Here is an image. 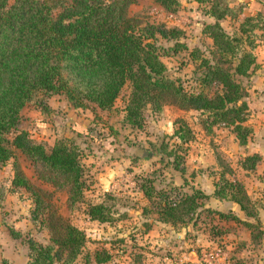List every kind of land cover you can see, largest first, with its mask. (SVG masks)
<instances>
[{
  "label": "trees",
  "instance_id": "trees-1",
  "mask_svg": "<svg viewBox=\"0 0 264 264\" xmlns=\"http://www.w3.org/2000/svg\"><path fill=\"white\" fill-rule=\"evenodd\" d=\"M153 1L168 11H175L180 3ZM191 1L212 18L201 28L210 46L206 50L197 45L189 48L191 76L179 77L161 60L164 51L157 37L172 40L169 48L176 50L184 46L178 39L181 29L141 22L128 15V5L134 0H0V165L13 158L9 183L28 192L31 222L39 221L48 231L44 243L24 237V264H71L80 254L84 262L104 264L112 260V253L105 245L82 253L86 241L83 229L57 211L50 190L29 181L14 158L16 149L31 162L42 181L53 188L65 187L67 205L80 203L88 219L111 224L124 215H113L114 201L106 200L112 198L108 194L96 200L83 198L92 180L86 176L78 144L60 138L45 147L17 127L26 103L33 102L40 111H46L47 98L61 94L73 107L88 108L93 114L110 113L126 86L118 109L123 124L139 127L145 107L154 111L162 104H172L196 111V122L204 133L210 134L221 125L238 145L246 144L252 128L245 122L249 109L247 88L241 79L256 66V29L264 24V11L253 10L237 20L242 7L231 6L228 0ZM225 18L236 21L230 32L221 24ZM186 81L190 82L184 84ZM173 124V143L168 147V142L161 141L159 150L171 156V169L181 172V154L195 137L183 118H176ZM259 158L257 152L247 153L238 165L250 172ZM216 159L224 169L216 176L210 193L191 184L183 190L184 183L157 187L152 177H141L138 188L145 199L142 212L155 214V220L172 226H187L189 222L195 224L204 210L217 218V225L212 223L209 228L211 238L224 231L220 221L232 220L249 230L251 242H261L264 229L258 204L242 181L225 175L231 167L218 155ZM209 197L234 203L237 209L202 206V200Z\"/></svg>",
  "mask_w": 264,
  "mask_h": 264
},
{
  "label": "rangeland",
  "instance_id": "rangeland-1",
  "mask_svg": "<svg viewBox=\"0 0 264 264\" xmlns=\"http://www.w3.org/2000/svg\"><path fill=\"white\" fill-rule=\"evenodd\" d=\"M228 1L231 6L242 7V13L237 20L253 10L264 11V0ZM127 13L141 22L181 29L182 33L178 39L184 46L176 50L169 48L172 40L157 37V43L164 51L160 58L170 73L179 77L191 76L193 67L187 51L195 45L205 50L210 46V39L201 32V28L203 23L212 20L211 17L205 15L191 0H180L175 11L165 10L153 0H134L128 5ZM235 23V20L229 18L221 21L228 32ZM256 35L257 45L254 49L256 66L248 77L241 79L247 88L245 99L249 109L245 122L252 128V133L244 145H238L228 129L221 125L215 126L210 134L204 133L196 122V111L183 110L172 104H162L154 111L145 107L142 124L139 127L123 124L118 109L127 93L126 86L121 89L110 113L97 111L93 114L88 108L73 107L63 95L53 94L47 98L46 111H40L33 102L23 105L17 127L24 129L30 139L43 143L45 147H49L60 138L70 139L78 144L86 176L92 180V185L84 191L83 198L96 200L97 197L102 198L108 194L112 198L106 200L113 199L112 209L115 216L123 213V207L139 208L141 203L137 199L140 191L138 183L143 176L152 177L157 187L184 183L183 190H188L191 184L210 193L216 176L224 169L217 161L216 155L231 167L232 171L225 172V175L242 181L261 211L264 208V24L261 29H256ZM188 82L190 81L184 84ZM178 117L189 124L195 137L188 143V149L180 153L182 155L180 165L183 167L181 172L171 169L169 164L171 156L159 150L161 141L168 142V147L173 143L171 132L173 122ZM253 152H257L260 158L255 169L246 172L238 165V160L245 154ZM14 158L31 183L51 191V200L57 211L83 229L86 241L82 253L91 252L95 247L105 245L111 250L112 260L104 264H117L116 259L121 258L125 252L122 249L124 247L122 242L116 241L117 238L131 237L130 232H126L124 236L117 232L120 233L121 225L127 226L128 220L119 222L113 219V223L107 228L102 225L99 232L94 233L93 226L83 217L79 208L81 204L67 205L65 187L53 188L49 183L42 181L37 177L31 162L17 149ZM12 161L13 158H9L0 165V264H24L27 252L24 237L29 236L42 243L48 240L47 228L39 221L31 222L29 218L32 203L28 192L22 187L13 188L9 183L12 176ZM108 173H111L109 178ZM202 206L227 209L230 205L228 201L209 197L202 200ZM260 221V226L264 227V219L260 218ZM117 222L121 225L119 226ZM212 223H216L213 225L218 223L215 214L203 210L195 224L191 222L187 224L189 228L186 237L177 240L175 245L199 248L196 246L199 244L200 248L209 250L212 245L221 244L222 239L218 238L219 235H216L212 242L204 241L211 234L209 228ZM180 227L186 228L179 224L169 229L177 232ZM10 229L19 234H12ZM174 232L170 233L169 238L175 236ZM71 264L93 263L84 262L80 254Z\"/></svg>",
  "mask_w": 264,
  "mask_h": 264
},
{
  "label": "crops",
  "instance_id": "crops-1",
  "mask_svg": "<svg viewBox=\"0 0 264 264\" xmlns=\"http://www.w3.org/2000/svg\"><path fill=\"white\" fill-rule=\"evenodd\" d=\"M205 193H209V191ZM137 199L141 203L139 208L123 207L124 215L117 219L119 222L128 220L127 226H123L117 222L119 226L121 225V231L120 233L117 232V234L124 236L126 232H130L131 235L130 239L126 236L121 240L122 246H124L122 249L125 252L119 258L120 260L116 259L117 264H203V260L207 254L217 255L219 259H225L229 264H264V237L259 243L251 242L249 230L241 224L232 220L226 222L220 221L224 228V231L218 236V238L222 239L220 241L221 244H214L209 250L200 248L199 244H196L199 248H192L189 245H186V247H182L183 245L176 246L177 240L180 241V238L186 237L189 225L186 228L183 227V233H180L182 227H180L179 231L174 232L173 229H169L172 228L170 224L155 220V214H144L142 212L141 206L144 205L145 199L140 191ZM228 203L230 205L228 207L233 210L237 209L234 203ZM82 214L85 221L93 226L92 229H95L94 233H98L102 225L106 226V228L110 225L105 222L90 220L83 212ZM259 217L264 219V208L259 211ZM144 223H148L149 227L145 228ZM262 228L264 229V227ZM172 232H174L175 236L169 238ZM133 235L136 237H132ZM205 240L212 242L214 238L208 235ZM217 249L219 251L216 254Z\"/></svg>",
  "mask_w": 264,
  "mask_h": 264
},
{
  "label": "built area",
  "instance_id": "built-area-1",
  "mask_svg": "<svg viewBox=\"0 0 264 264\" xmlns=\"http://www.w3.org/2000/svg\"><path fill=\"white\" fill-rule=\"evenodd\" d=\"M218 249L216 250V254L218 253ZM203 264H229L225 259H219L217 255L207 254L203 260Z\"/></svg>",
  "mask_w": 264,
  "mask_h": 264
},
{
  "label": "water",
  "instance_id": "water-1",
  "mask_svg": "<svg viewBox=\"0 0 264 264\" xmlns=\"http://www.w3.org/2000/svg\"><path fill=\"white\" fill-rule=\"evenodd\" d=\"M244 1H247V0H244ZM112 172V171H111ZM111 176V173H108L107 174V178H109ZM105 182H106V179H105ZM184 232V228L182 227L180 233H183Z\"/></svg>",
  "mask_w": 264,
  "mask_h": 264
}]
</instances>
